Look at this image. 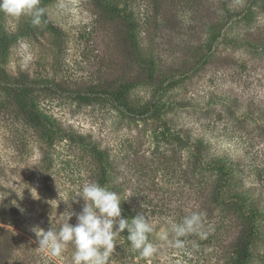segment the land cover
I'll return each instance as SVG.
<instances>
[{"label":"rangeland","instance_id":"1","mask_svg":"<svg viewBox=\"0 0 264 264\" xmlns=\"http://www.w3.org/2000/svg\"><path fill=\"white\" fill-rule=\"evenodd\" d=\"M39 7L38 25L0 11V102L15 98L8 81L40 115L32 127L0 111V197L15 203L0 226L20 242L1 260L71 264V244L53 258L33 229L80 213L83 185L104 175L121 216L152 223L156 249L141 256L125 230L107 264H229L239 230L248 264H264V0Z\"/></svg>","mask_w":264,"mask_h":264},{"label":"clouds","instance_id":"2","mask_svg":"<svg viewBox=\"0 0 264 264\" xmlns=\"http://www.w3.org/2000/svg\"><path fill=\"white\" fill-rule=\"evenodd\" d=\"M39 4L40 0H0V11L17 18L32 17V23L38 25L43 13ZM77 197L83 200L80 213L67 211L58 228L33 229L42 251L53 258L61 257L71 244L74 247L71 264H107L115 247V237L127 230V240L132 249L143 257L153 255L156 249L149 241V235L154 231L152 223L143 214H137L130 222L123 218L121 202L124 199L120 193L97 182H87ZM73 215L76 216L75 225L69 223ZM199 220L200 217L193 214L185 218L183 224L174 225L176 235L194 231ZM180 244L177 240V246Z\"/></svg>","mask_w":264,"mask_h":264},{"label":"trees","instance_id":"3","mask_svg":"<svg viewBox=\"0 0 264 264\" xmlns=\"http://www.w3.org/2000/svg\"><path fill=\"white\" fill-rule=\"evenodd\" d=\"M3 88L5 91L13 93L12 96L15 98L12 101H1L0 111L3 110L7 112L9 117L15 119L19 118L21 115V118L23 117V119L32 127L38 126L40 122V115L33 105H31L25 98L26 93L23 91L21 86L13 87L11 86V83L6 81L3 85ZM103 92H107V89H105ZM122 106L128 108L126 105ZM103 176L104 175L98 177L97 179L100 184L105 183ZM0 200V207H2L4 211L9 209L10 206L15 205L10 195L6 197H0ZM15 236L16 233L13 230L0 226V247L4 246V252L0 254V257H2L3 254L6 256L14 254V250L17 247L16 244L20 243ZM251 243V235L249 234L246 238L244 235V230H239L232 243L231 255L228 257L230 259L229 264H248L249 259L251 258ZM0 264H9V262L2 261L0 258Z\"/></svg>","mask_w":264,"mask_h":264}]
</instances>
